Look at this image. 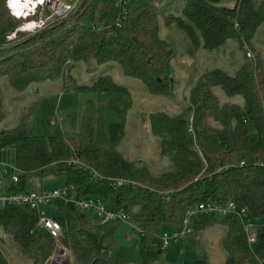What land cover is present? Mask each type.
Masks as SVG:
<instances>
[{
	"label": "trees",
	"instance_id": "1",
	"mask_svg": "<svg viewBox=\"0 0 264 264\" xmlns=\"http://www.w3.org/2000/svg\"><path fill=\"white\" fill-rule=\"evenodd\" d=\"M164 2L127 0L124 13L115 0H81L74 11L43 28L17 31L24 19L14 17L7 0H0V77H6L19 92L69 79L70 69L79 61H122L126 76L140 80L153 95L172 98L174 48L161 36L160 16L166 27L183 32L190 56L201 46L212 51L232 39L245 55L234 74L222 69L202 74L192 87L189 105L179 114L155 111L146 116L151 134L160 141L159 157H168L172 169L156 175L147 166L127 160L119 151L125 136L123 123H111L106 131L102 117L96 124L87 119L77 137L61 131L43 137L30 133L22 120L16 127L0 129V150L14 148V166L19 171L17 183L7 178L2 185H9L12 192H26L33 190V179L64 177L66 184L75 186L77 197L100 199L110 210L124 209L130 221L144 231L139 244L143 264L158 260L163 252L160 234L176 230L187 209L201 202L234 201L245 206L257 224V240L252 246L235 215L225 219L198 215L193 225L225 226V264H262L264 64L257 56L248 58L245 46L252 49L264 22V0H237L233 7L219 6L220 0H181L178 9L163 13ZM41 12L44 17L50 15L44 6L28 20L38 19ZM214 88L230 99L241 98L242 103L221 104ZM76 90L128 93L110 76L100 77L92 86L78 85ZM1 97L0 87V123L5 118ZM129 103L127 98L113 96L108 107L120 113V105ZM118 178L127 184L114 187L113 180ZM70 208H60L62 215L54 218L62 226V242L69 248L72 262L126 264L125 249L116 241L119 221L109 223L102 248L97 249L89 236L93 212ZM37 223V212L28 206H7L0 211V229L14 241L18 256L44 264L55 239ZM3 242L0 238V264H10Z\"/></svg>",
	"mask_w": 264,
	"mask_h": 264
},
{
	"label": "rangeland",
	"instance_id": "2",
	"mask_svg": "<svg viewBox=\"0 0 264 264\" xmlns=\"http://www.w3.org/2000/svg\"><path fill=\"white\" fill-rule=\"evenodd\" d=\"M236 1L220 0L218 5L233 7ZM181 4V0H165L161 8L163 13L170 12L178 9ZM159 25L161 36L174 48L171 61L172 98L153 95L140 80L126 76L122 61L102 64L79 61L70 69L69 79L34 85L24 92L12 88L6 77H0L2 109L5 114L0 129L16 127L23 120L27 130L36 136L48 137L55 131H61L77 137L87 119L96 124L102 117L106 131L111 123L125 125V136L119 151L127 160L147 166L156 175L172 169L173 163L168 157H159L160 141L151 134L150 123L145 121L146 116L155 111H163L170 116L179 114L189 105L192 87L202 74L214 69L234 74L245 61V55L238 41L232 39L212 51L201 46L190 56L187 51L189 42L183 32L177 27H166L162 16L159 18ZM252 43L250 51L264 64V22L258 28ZM102 76H110L117 85L126 88L128 93L76 90L78 85L92 86ZM213 91L220 98L221 104L242 103L239 97L230 99L225 96L220 88H214ZM113 96L127 98L130 103L126 107L120 105L119 113L108 107ZM52 122L56 124L53 125ZM14 167V148L0 150L1 182L15 173ZM66 182L64 177L36 178L31 181L30 188L34 191L61 188ZM62 202L57 200L46 207L50 217L62 215L59 210L62 207L72 210ZM91 217L92 233L101 237L110 226L101 223L95 214ZM225 232V226L219 223L204 227L193 225L192 232L184 238L172 241L166 248L161 247L162 254L152 264H193L199 260H204L205 264H225L227 254L222 242ZM0 238L4 241L2 250L10 264H33L18 256L14 241L1 229ZM116 241L125 249L126 264H143L139 251L140 234L129 224L119 222ZM70 264H74L72 257Z\"/></svg>",
	"mask_w": 264,
	"mask_h": 264
},
{
	"label": "built area",
	"instance_id": "3",
	"mask_svg": "<svg viewBox=\"0 0 264 264\" xmlns=\"http://www.w3.org/2000/svg\"><path fill=\"white\" fill-rule=\"evenodd\" d=\"M115 1L117 6H123V11L126 13L124 6L126 5L127 0ZM80 2L81 0H31L32 7H30V10H25L21 13L16 12L11 4V0H7V6L14 17L23 18L25 21L18 27L17 31H35L45 27L48 23L53 21L54 18L65 17L74 11ZM44 6L50 11V15L44 17L43 12H41L38 19L28 20L29 17L37 14L40 7ZM27 25H32L33 27L28 29L25 27ZM94 29L100 30V28ZM245 48L247 51V57L254 59L256 56H254L247 46H245ZM76 163L80 162L76 161ZM240 165H244V162ZM260 165L264 166V162ZM13 169H15V173L10 175V179L14 183H17L19 181V171H17L15 167ZM89 171L95 178L98 177L95 170L90 169ZM125 184H127V180L125 179L118 178L113 180V185L116 188L122 187ZM168 195L169 193H165V196ZM55 200H61L73 209L93 212L103 224H109L112 221L127 223L138 234L144 235V231L130 221L129 215L124 209L110 210L106 208L104 202L100 199L77 197L75 186L73 184L67 183L61 188L41 189L39 191L31 190L26 192H12L9 190V185H2L0 177V211L7 206L21 205L30 207L38 214L37 227L41 230L47 231L55 239L53 252L44 264H70V250L62 242L64 237L62 226L58 220L54 217H50L46 210V207L52 204ZM198 215H211L220 219L229 218L235 215L239 218L246 232L249 245L252 246L257 240V224L250 218L249 212L245 206L239 205L234 201H229L225 204L201 202L186 210L181 224L176 230H166L160 234L161 246L166 248L172 241H179L187 234L191 233L193 219ZM262 264L264 263L262 262Z\"/></svg>",
	"mask_w": 264,
	"mask_h": 264
},
{
	"label": "bare ground",
	"instance_id": "4",
	"mask_svg": "<svg viewBox=\"0 0 264 264\" xmlns=\"http://www.w3.org/2000/svg\"><path fill=\"white\" fill-rule=\"evenodd\" d=\"M11 4L18 13H21L25 10H30V6H32L31 0H11ZM25 27L31 29L33 26L27 25Z\"/></svg>",
	"mask_w": 264,
	"mask_h": 264
},
{
	"label": "water",
	"instance_id": "5",
	"mask_svg": "<svg viewBox=\"0 0 264 264\" xmlns=\"http://www.w3.org/2000/svg\"><path fill=\"white\" fill-rule=\"evenodd\" d=\"M158 82H161L160 78L157 79ZM89 236L93 242V245L97 248V249H101L102 248V242H103V237H97L96 235L89 233Z\"/></svg>",
	"mask_w": 264,
	"mask_h": 264
},
{
	"label": "crops",
	"instance_id": "6",
	"mask_svg": "<svg viewBox=\"0 0 264 264\" xmlns=\"http://www.w3.org/2000/svg\"><path fill=\"white\" fill-rule=\"evenodd\" d=\"M241 66V65H240ZM55 201H57V200H55ZM63 203V202H62Z\"/></svg>",
	"mask_w": 264,
	"mask_h": 264
},
{
	"label": "clouds",
	"instance_id": "7",
	"mask_svg": "<svg viewBox=\"0 0 264 264\" xmlns=\"http://www.w3.org/2000/svg\"><path fill=\"white\" fill-rule=\"evenodd\" d=\"M30 7H32V6H30Z\"/></svg>",
	"mask_w": 264,
	"mask_h": 264
}]
</instances>
